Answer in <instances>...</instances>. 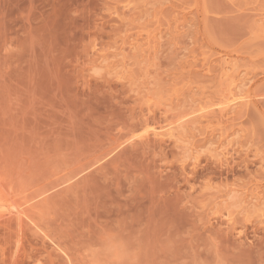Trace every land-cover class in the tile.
I'll return each mask as SVG.
<instances>
[{
  "label": "rangeland",
  "instance_id": "rangeland-1",
  "mask_svg": "<svg viewBox=\"0 0 264 264\" xmlns=\"http://www.w3.org/2000/svg\"><path fill=\"white\" fill-rule=\"evenodd\" d=\"M0 185V264H264V0H0Z\"/></svg>",
  "mask_w": 264,
  "mask_h": 264
},
{
  "label": "bare ground",
  "instance_id": "bare-ground-1",
  "mask_svg": "<svg viewBox=\"0 0 264 264\" xmlns=\"http://www.w3.org/2000/svg\"><path fill=\"white\" fill-rule=\"evenodd\" d=\"M225 68V67H224ZM232 69L234 70V68L232 67ZM231 69V70H232ZM232 72V71H231ZM225 73H227V72H225ZM228 74H230V73H228ZM233 75V74H232ZM233 97L230 99H226V100H224V101H222L220 104H219V102H218V104L220 105L219 106V110H220V107H221V109L223 110V108H224V106H225V108H227L228 106L227 105H229L230 107H231V105L230 104H232L231 102H233V104H235V102L237 103V101H239V100H243V99H246V98H248L247 96H248V92H245V93H241V94H237V96H236V94H235V96L234 95H232ZM241 100V101H242ZM243 102H244V100H243ZM218 104H216L217 106H218ZM225 108H224V110H225ZM198 111V110H197ZM200 111H201V109H200ZM1 186V185H0ZM3 192H4V190H3ZM1 193V192H0ZM3 194V193H2ZM5 198V197H4ZM4 198L2 199V200H4ZM1 199V198H0ZM1 201V200H0ZM6 202V201H5ZM7 202H8V200H7ZM0 218H2L3 216H12L13 215V212H11V211H7V210H5V208H4V210L6 211V212H4V210H2V208H3V205L1 204L0 205ZM14 209H12V211H13ZM25 211V210H24ZM20 212V211H19ZM24 213V212H23ZM22 214V213H21ZM26 214V212L24 213V215ZM28 214H30V213H28ZM2 216V217H1ZM6 216V217H7ZM27 216H29V215H26V217ZM5 217V218H6ZM13 217V216H12ZM16 217H18V215L16 216ZM24 217V216H23ZM4 218V217H3ZM15 218V217H14ZM29 218V217H28ZM10 219V218H9ZM21 220H23V218H20ZM16 220V219H15ZM28 225V224H27ZM29 226V225H28ZM19 227V226H18ZM32 227V226H31ZM30 227V228H31ZM37 227V226H36ZM33 229V228H32ZM37 230V229H36ZM37 232V231H36ZM42 233V232H41ZM59 247V246H58ZM58 250V249H57ZM65 250V249H64Z\"/></svg>",
  "mask_w": 264,
  "mask_h": 264
}]
</instances>
